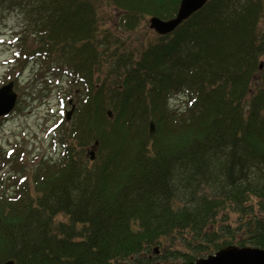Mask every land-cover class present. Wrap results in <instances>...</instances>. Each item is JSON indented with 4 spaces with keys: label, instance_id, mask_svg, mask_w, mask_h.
<instances>
[{
    "label": "trees",
    "instance_id": "trees-1",
    "mask_svg": "<svg viewBox=\"0 0 264 264\" xmlns=\"http://www.w3.org/2000/svg\"><path fill=\"white\" fill-rule=\"evenodd\" d=\"M99 1L0 0V14L24 17L18 40L38 43L14 61L38 57L88 91L62 157L30 167L23 150L8 154L22 175L0 195V264H156L147 253L174 238L192 249L182 264L231 244L264 247V0H207L138 57L118 26L168 20L181 0H107L120 22L106 29ZM182 91L186 106L172 109ZM169 248L164 258L180 256Z\"/></svg>",
    "mask_w": 264,
    "mask_h": 264
},
{
    "label": "rangeland",
    "instance_id": "rangeland-1",
    "mask_svg": "<svg viewBox=\"0 0 264 264\" xmlns=\"http://www.w3.org/2000/svg\"><path fill=\"white\" fill-rule=\"evenodd\" d=\"M116 6L107 4V0L98 2V17L100 27L103 29L116 27L120 22V13ZM3 15L0 14V81L7 84L9 81V73L19 70V75L11 76V80L15 82V90L19 94V102L7 118L0 116V195L3 192H13L16 188L13 180L15 176H21V173L13 168L12 161H8V154L15 151L16 155L24 151L26 162H30L29 166L42 160H57L62 157V139L63 129L73 122L78 106L80 104L81 94L87 95L88 91L84 84L79 83L75 77H67L56 75L55 71H46L45 65L38 57L26 59V63L14 61L19 46L23 49H33L38 46L34 38L30 37V43L23 45L24 42L18 40L20 36L24 37V31L27 24L20 12L14 10H6ZM149 18L138 25L134 30L123 31L118 26L117 35H119L124 43L127 53H134L138 57L139 53L148 48L151 44L159 43L161 36L149 25ZM34 44V45H32ZM31 51V50H30ZM263 64L261 68H257V76L264 75V56L260 59ZM104 64L105 72L101 74L104 78L109 68ZM114 74V73H113ZM117 75L110 79L111 83L116 81ZM2 87V85L0 86ZM188 98L182 91L174 95L169 102L172 109H182L185 100ZM72 114L70 118H64L65 112ZM183 110V109H182ZM62 119H65L62 123ZM94 143V142H93ZM93 143L86 146L85 150L93 149ZM86 156H88L85 153ZM183 202V198H182ZM222 222H228L235 217L230 213V218L223 215ZM186 236L191 237L187 233ZM176 250L180 254L174 257L171 252L168 258H164V254L168 250ZM154 248V247H153ZM159 253H153L151 250L147 255H154V262L162 264H182L184 256L182 253H190L192 249L188 242L182 238H174L165 241L159 247ZM171 255V257H170ZM167 256V255H166Z\"/></svg>",
    "mask_w": 264,
    "mask_h": 264
},
{
    "label": "water",
    "instance_id": "water-1",
    "mask_svg": "<svg viewBox=\"0 0 264 264\" xmlns=\"http://www.w3.org/2000/svg\"><path fill=\"white\" fill-rule=\"evenodd\" d=\"M208 1L207 0H181L178 8L177 15L168 20L160 17H152L150 19V27L153 28L158 34H168L175 30L179 25L193 15L198 9L202 8ZM261 64L260 67H262ZM15 83L8 82L6 85L0 87V116L8 115L15 106L18 100V95L14 90ZM72 110L66 113V117L70 118ZM109 117L112 118V110L108 112ZM150 134H154L156 130L154 120L150 123ZM99 142L96 141L93 145V150L89 152L90 159L94 160L96 156V147ZM158 247L155 250L158 251ZM3 264H16L13 259L7 260ZM189 264H264V247L256 246H237L234 244L222 247L220 250L211 253L207 256H201Z\"/></svg>",
    "mask_w": 264,
    "mask_h": 264
},
{
    "label": "flooded vegetation",
    "instance_id": "flooded-vegetation-1",
    "mask_svg": "<svg viewBox=\"0 0 264 264\" xmlns=\"http://www.w3.org/2000/svg\"><path fill=\"white\" fill-rule=\"evenodd\" d=\"M152 257V256H151ZM158 264H160V263H158Z\"/></svg>",
    "mask_w": 264,
    "mask_h": 264
}]
</instances>
